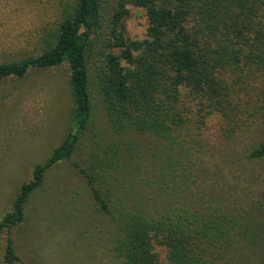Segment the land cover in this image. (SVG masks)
<instances>
[{
  "label": "trees",
  "instance_id": "obj_1",
  "mask_svg": "<svg viewBox=\"0 0 264 264\" xmlns=\"http://www.w3.org/2000/svg\"><path fill=\"white\" fill-rule=\"evenodd\" d=\"M126 2L145 12L141 39L125 35ZM51 8L50 24L36 35L37 49L0 61V80L65 63L69 86L62 139L32 166L0 216L1 261L26 264L11 229L25 220L27 200L47 170L66 161L110 225L107 248L116 264H163L155 247L164 250V264H226L228 241L240 230L233 219L206 223L183 207L150 211L139 197L122 198L123 185L114 181L137 135L166 144L170 165L205 114L217 112L226 121L232 116L239 123L233 130L245 128L240 124L252 115L242 114L255 108L248 95L253 79L263 83L256 100L264 101V0H52ZM98 108L114 143L95 139L88 156L73 159ZM247 157H264V140ZM236 249L238 255L244 247Z\"/></svg>",
  "mask_w": 264,
  "mask_h": 264
},
{
  "label": "rangeland",
  "instance_id": "obj_2",
  "mask_svg": "<svg viewBox=\"0 0 264 264\" xmlns=\"http://www.w3.org/2000/svg\"><path fill=\"white\" fill-rule=\"evenodd\" d=\"M51 4L52 0H0V61L37 49L36 35L50 24ZM125 7V35L141 39L145 12L131 2ZM250 85L248 95L255 108L244 110L242 116H252L240 124L243 130L236 126L233 130L232 125L239 123L234 124L232 116L226 121L217 112L205 114L199 131L189 134L193 141L184 138L187 142L180 143V153L171 154L170 165L166 144L137 135L114 181L115 186L123 185L122 198L139 197L150 211L183 207L188 214L199 212L206 223L233 219L234 228L240 230L228 241L226 264H264V157H247L264 140V101L256 100L263 83L253 79ZM68 108L65 63L0 80V216L10 207L19 184L30 178L32 166L62 139ZM92 124L73 159L88 156L95 139L101 144L114 143L99 108ZM113 193L121 195L117 189ZM91 201L69 162L53 165L29 196L25 220L11 229L16 252L26 264H116L107 248L110 225L95 212ZM2 246L0 237V264H5ZM240 247L244 249L239 251ZM155 249L164 264V250Z\"/></svg>",
  "mask_w": 264,
  "mask_h": 264
}]
</instances>
